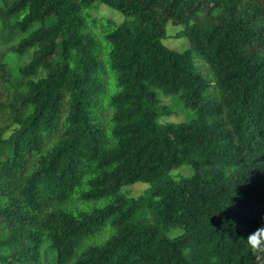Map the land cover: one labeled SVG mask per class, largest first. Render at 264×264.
<instances>
[{
    "label": "trees",
    "instance_id": "obj_1",
    "mask_svg": "<svg viewBox=\"0 0 264 264\" xmlns=\"http://www.w3.org/2000/svg\"><path fill=\"white\" fill-rule=\"evenodd\" d=\"M96 4L123 16L102 24L103 59ZM167 24L187 49L163 44ZM0 33L15 40L0 49V264L264 254V0H1ZM8 54L29 59L11 73ZM169 95L189 120L161 121Z\"/></svg>",
    "mask_w": 264,
    "mask_h": 264
},
{
    "label": "rangeland",
    "instance_id": "obj_2",
    "mask_svg": "<svg viewBox=\"0 0 264 264\" xmlns=\"http://www.w3.org/2000/svg\"><path fill=\"white\" fill-rule=\"evenodd\" d=\"M0 6H1V0H0ZM86 18L88 25L86 31L91 32L98 41L99 44L98 50H99L100 59H103L105 56L106 47L102 42V36H101L102 24L108 19L113 20L115 23H119L123 20V16L116 10H113L112 8L104 4H96L93 8L88 10ZM16 37H18V35ZM14 41L7 43V41L2 37L0 33L1 51L3 52L7 51L8 47L15 43ZM162 42L169 49H173L176 51H183L189 47L188 38L185 35V33H183L182 27L173 26L171 24L166 25V37L162 40ZM28 59H29V54L21 58H19V56H16L14 54H8L6 57V62L8 64V68L10 72L14 73L17 67L25 63ZM195 65L203 75L208 74L207 67L200 59L195 58ZM106 78H108L107 74H106ZM159 105L163 107L167 112L164 113L163 117L161 118V121L179 123V122L187 121L192 117V111L190 109H187L179 101L177 95L160 96ZM110 112L111 111L109 109H106L105 107H103L102 110L100 111V116L105 126L107 125L106 119L110 115ZM191 173H192V169L188 166H181L171 171V175H173L174 178H177L178 176H188ZM148 187H149L148 184L139 182L122 187L120 193L125 196L135 198L142 195L145 189H147ZM101 204L102 201L100 202V205ZM175 233L176 232H174L173 235ZM108 234L109 232L107 230H103L93 240L96 243L102 242L105 238L108 237ZM43 264H52V263L50 261L45 262V259H43ZM253 264H264V254L259 255Z\"/></svg>",
    "mask_w": 264,
    "mask_h": 264
}]
</instances>
